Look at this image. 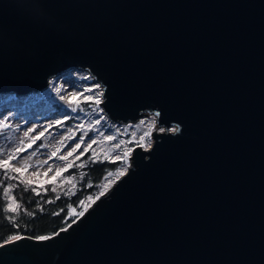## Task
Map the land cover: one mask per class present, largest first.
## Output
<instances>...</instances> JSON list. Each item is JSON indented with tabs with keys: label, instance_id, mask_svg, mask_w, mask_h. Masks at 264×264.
Segmentation results:
<instances>
[{
	"label": "water",
	"instance_id": "water-1",
	"mask_svg": "<svg viewBox=\"0 0 264 264\" xmlns=\"http://www.w3.org/2000/svg\"><path fill=\"white\" fill-rule=\"evenodd\" d=\"M71 68L113 122L154 114L153 140L0 264H264V0H0V93Z\"/></svg>",
	"mask_w": 264,
	"mask_h": 264
},
{
	"label": "rangeland",
	"instance_id": "rangeland-1",
	"mask_svg": "<svg viewBox=\"0 0 264 264\" xmlns=\"http://www.w3.org/2000/svg\"><path fill=\"white\" fill-rule=\"evenodd\" d=\"M69 93H75L80 102L69 104ZM29 94H0V118L8 116L6 122L10 125L0 127V159H6L13 149L19 148L18 153H13L16 159L10 166H22L21 172L10 174L31 184L38 192L44 189L53 194L72 192L78 177L70 170L82 167L87 159L122 160L103 180L98 193L101 194L130 164L128 155L133 147L145 148L151 143L152 117L144 116L127 123L108 121L101 112V86L85 71L68 69L51 77L46 88ZM85 97L91 99L85 100ZM62 156L65 158L60 159ZM20 180L4 181V186ZM8 196L14 197L12 189ZM93 198L88 196L82 200L79 212L70 206L68 215L74 218L81 214Z\"/></svg>",
	"mask_w": 264,
	"mask_h": 264
},
{
	"label": "trees",
	"instance_id": "trees-1",
	"mask_svg": "<svg viewBox=\"0 0 264 264\" xmlns=\"http://www.w3.org/2000/svg\"><path fill=\"white\" fill-rule=\"evenodd\" d=\"M121 163L120 159L97 158L87 159L80 168H71L70 171L78 177V183L70 193L53 194L51 190L44 189L36 195L31 191L33 188L31 184L14 181L19 185L12 189L15 200L19 204L16 213L4 210L6 198L3 187H0V243L13 239V236L38 238L56 233L72 219L73 215H68L69 207L72 206L78 212L81 211L83 207L81 201L88 196L94 197L100 193V186L105 177L117 169ZM26 187L27 191L24 190ZM21 197H23L22 200ZM10 216H14L15 219L10 220Z\"/></svg>",
	"mask_w": 264,
	"mask_h": 264
},
{
	"label": "snow or ice",
	"instance_id": "snow-or-ice-1",
	"mask_svg": "<svg viewBox=\"0 0 264 264\" xmlns=\"http://www.w3.org/2000/svg\"><path fill=\"white\" fill-rule=\"evenodd\" d=\"M57 91H59V89H57ZM68 103L69 104H72V103H79V97L75 94V93H69L68 94ZM85 100H89L91 99L90 97H85L84 98ZM9 120V117L8 116H4L2 118H0V127H3V128H7L9 127L10 125L6 122ZM31 131V130H29ZM25 135H27V132L25 133ZM75 147H79V144H77ZM20 151L19 148L17 149H13L12 152H10L8 155H7V158L6 159H0V171L3 172V175H0V187H3V194H4V197L9 200L10 202H8L6 204V207L4 210L8 211L9 213H16L17 212V207H19V204H17V207H14L13 204L14 203H17L16 200H15V197H9L8 196V193H9V190L11 189H14V188H17L19 187V185L17 184H13V183H8L6 186H4V181H11V180H20V177L18 176H15V175H12L10 173H20L21 172V167L22 166H10V162L13 160V159H16V156L13 154V153H18ZM73 151H75V148H73ZM54 155V154H53ZM69 155H71V153H69ZM65 157H60V159H64ZM22 159V158H21ZM46 163V162H45ZM51 170V169H49ZM59 172V170H58ZM20 183L21 184H25L27 182L23 181V180H20ZM25 191L28 190V188L26 187L24 189ZM55 189H53L54 191ZM31 191L33 193H35L36 195H39L40 193L37 191L36 188H31ZM23 199V197H21V200ZM38 203V202H37ZM55 214V213H54ZM10 220H14L15 217L14 216H10L9 217ZM19 225H17L18 227ZM13 239H19V237L17 236H13L12 237ZM39 239H46V237H38Z\"/></svg>",
	"mask_w": 264,
	"mask_h": 264
},
{
	"label": "bare ground",
	"instance_id": "bare-ground-1",
	"mask_svg": "<svg viewBox=\"0 0 264 264\" xmlns=\"http://www.w3.org/2000/svg\"><path fill=\"white\" fill-rule=\"evenodd\" d=\"M41 91V90H40ZM33 92H35V91H32V92H28L27 94H29V93H33ZM9 93H13V94H15V95H17L16 93H14V92H4V93H0V94H9ZM27 94H25V95H27ZM30 95V94H29ZM172 128V127H171ZM157 130H159V129H157ZM130 161V160H129ZM130 165H131V161H130Z\"/></svg>",
	"mask_w": 264,
	"mask_h": 264
}]
</instances>
